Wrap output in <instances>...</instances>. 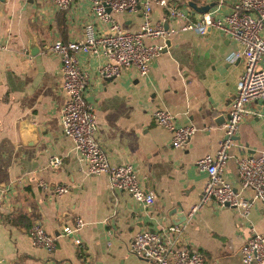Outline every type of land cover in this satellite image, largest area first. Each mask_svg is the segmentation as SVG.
Listing matches in <instances>:
<instances>
[{
	"label": "crops",
	"instance_id": "1",
	"mask_svg": "<svg viewBox=\"0 0 264 264\" xmlns=\"http://www.w3.org/2000/svg\"><path fill=\"white\" fill-rule=\"evenodd\" d=\"M175 1L191 19L200 16L189 0ZM193 1H213L222 16L232 0ZM112 15L129 31L143 21L141 7ZM166 16L162 6L152 5V22L177 24ZM87 22L102 28L89 0H71L64 9L50 0H0V38L6 42L0 50V264H147L128 251L129 242L143 228L170 223L183 224L180 239L204 255V264H243L241 246L250 225L264 234V203L253 202L248 217L213 203L188 216L207 178L196 160L214 152L224 135L228 104L244 70L242 57L230 61L229 56L242 44L215 27L205 34L181 31L165 40L145 76L128 65L116 76L103 77L102 55L78 53L87 73L86 98L96 109L98 140L111 164L136 166L143 187L155 195L145 205L127 191L112 190L106 173H88L73 139L63 132L61 63L48 44L79 37ZM31 35L40 46L35 54L28 48ZM158 107L168 109L179 124L194 125L185 145H171V133L152 115ZM249 108L222 174L248 198L252 191L240 187L235 156L264 147V103L253 101ZM51 155L61 157L56 168L47 165ZM40 178L48 188L39 186ZM59 183L68 189L56 194L53 185ZM182 212L185 220L175 223ZM75 216L85 221L80 230L85 253L60 235ZM35 221L57 235L51 251L31 242L28 228Z\"/></svg>",
	"mask_w": 264,
	"mask_h": 264
},
{
	"label": "built area",
	"instance_id": "2",
	"mask_svg": "<svg viewBox=\"0 0 264 264\" xmlns=\"http://www.w3.org/2000/svg\"><path fill=\"white\" fill-rule=\"evenodd\" d=\"M50 1L56 9H64L71 2ZM89 4L92 16L102 25L101 30H96L92 22H87L79 37L66 41L56 38L48 44V49L58 55L61 63L62 88L66 94L62 107L63 132L73 139L86 171L91 174L106 173L112 190L127 191L138 202L145 205L154 202L155 195L143 187L135 165L129 161L116 165L109 162L97 137L96 109L86 98L87 73L80 66L78 53L102 55L103 63L99 71L103 77L116 76L128 65L136 66L139 74L145 76L151 61L163 51L168 37L185 30L205 34L208 27H215L242 44V50L232 53L229 60L242 57L244 70L228 104L223 137L217 141L214 152H207L196 160L198 169L204 170L207 178L201 197L191 205L188 216L201 206L213 203L217 207L236 208L243 217H248L253 202L264 203V147L235 156L240 187L252 191L250 198L242 196L222 174L239 125L245 115L252 113L250 102L264 103V0H232L230 8L222 16L216 15V7H210L196 19H191L175 0H89ZM153 4L162 6L166 17L175 19L177 24L165 27L161 21L152 22ZM139 7L142 8L143 21L134 31L124 29L112 15L113 12L136 11ZM5 48L6 42L0 38V50ZM152 115L171 133L173 147L185 145L195 131L194 125L179 124L166 108H155ZM60 164L59 155L48 157L50 168ZM38 184L45 189L49 186L43 178ZM67 189L65 183L53 185L56 194ZM1 208L0 205V212ZM84 224L81 216H75L72 223L62 226L60 235L69 236L71 242L85 253L80 236ZM182 230L183 224L172 223L143 228L129 242L128 251L147 264H204V255L180 239ZM28 235L34 245L49 251L56 246L57 235L48 232L39 221L29 226ZM241 260L243 264H264V234L253 225H250V235L241 246Z\"/></svg>",
	"mask_w": 264,
	"mask_h": 264
},
{
	"label": "water",
	"instance_id": "3",
	"mask_svg": "<svg viewBox=\"0 0 264 264\" xmlns=\"http://www.w3.org/2000/svg\"><path fill=\"white\" fill-rule=\"evenodd\" d=\"M32 1V0H30ZM188 3L197 11L199 12H204V11H207L210 7H212L214 5V2L213 1H210V2H206V3H198V2H195L193 0H189ZM109 10V8H108ZM165 27H167V23L165 22L164 24ZM211 27H208L207 28V31H210ZM28 48H29V52L31 54H35L36 52H38L40 50V46L38 45L37 41H36V38L34 36H29V42H28ZM226 117H227V113H226ZM236 137V135H235ZM175 209H173L172 213H175ZM186 218V214L184 212L181 213V215L179 214V219L175 220L174 222L176 223H179L183 220H185Z\"/></svg>",
	"mask_w": 264,
	"mask_h": 264
}]
</instances>
